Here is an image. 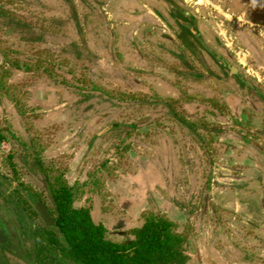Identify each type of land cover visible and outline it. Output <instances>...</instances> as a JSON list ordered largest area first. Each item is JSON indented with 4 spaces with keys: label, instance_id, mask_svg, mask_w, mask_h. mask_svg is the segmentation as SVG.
I'll list each match as a JSON object with an SVG mask.
<instances>
[{
    "label": "rangeland",
    "instance_id": "374dc122",
    "mask_svg": "<svg viewBox=\"0 0 264 264\" xmlns=\"http://www.w3.org/2000/svg\"><path fill=\"white\" fill-rule=\"evenodd\" d=\"M173 1L180 6L178 11H173L174 15L195 16L200 34L222 53L230 64L240 69L238 70L240 78H252L264 95V0ZM136 2L138 9L133 14L129 7L130 0H0V10L4 14V17H0V131L4 133V137L0 140V175L14 181L16 202L18 198L21 199L24 190L35 193L45 192L56 188L60 182L66 180L63 166L66 162L64 158L69 159V156L47 158L42 152L52 143H56L52 147L53 152H56L59 149L58 137L64 139L67 132L60 130L55 133L50 129L47 130L41 114L50 113L58 104L66 105L73 101L69 108L68 105L66 107L63 105L55 111L67 109L69 112L79 113L81 118L86 113V119L75 120L77 130L85 121L89 123V135H85L86 139L83 142H94L95 138H98L96 147H101L104 143L109 144L100 155L96 154L94 162L88 169L95 174L93 178L99 181V187L105 186L108 180L118 179L120 166L136 165V163L139 165L141 161L146 165L148 172L155 170L153 165L159 164V161L165 164L169 159L170 150L166 147L155 149L158 156L152 155L148 150V147L159 145L163 138L168 139L172 145H175V149H178L176 159L178 158L182 166L179 170L184 167L186 169L189 158L194 161L191 169L188 166L187 177H184L179 184L180 198H182L180 201L183 203L180 204L183 208L181 211L187 215L181 212L180 216L174 217V222L179 230L188 231L189 240L196 246L204 242L208 246L210 235L215 232H211L209 226L204 227V223L212 222L211 218L204 220L199 229L201 222L199 213L204 201L203 195H198V191L204 190L203 183L210 178L211 171L198 162L203 159L205 163L212 165L217 149H226L229 145L220 139V136L227 135L223 134L227 133L225 131L229 133L228 129L232 132H240L238 127H247L258 130L257 132L262 128L263 131L264 104L242 84L232 86L237 83V78L231 74L232 72L218 66L202 46L193 43L196 55L191 51L194 57L190 59L191 65L188 71L191 75L186 77L189 79L187 82L196 85V80L203 78L201 84L205 82L214 85L216 83L213 78H217L218 82L221 81L222 103L216 107L224 113V118L221 121L211 113L214 111L209 105L213 98L207 99V106L204 108V101L199 104L201 98H197L196 94V101L192 99L188 101L189 107H175L176 104L173 99H169V96L179 97L177 100L183 98L178 92L169 88L168 84L173 85L176 90L189 88L188 92H190L191 88L181 87L186 86L183 85L182 80L185 77L184 71L181 73L177 71L176 65L168 59L169 53L173 51L167 38L168 30L166 26H162L163 22L166 24L165 20L160 25H156L152 22L149 24L147 18L150 16L162 20L160 15L163 14L168 18L165 6L173 5L168 0H136ZM110 9L116 13L110 12ZM133 23H141L144 34L135 41L132 38L138 44V53L143 57V61H147L142 68L136 67L138 64L141 66L140 63L134 64L133 59H136L137 55L124 37ZM111 37L113 40L110 42ZM108 64L111 65V72L108 71ZM173 71L175 75H172ZM117 72H123L127 77H119ZM130 79L138 81L137 86L129 84ZM171 80H178L180 83L174 84ZM125 82L128 83L125 85L132 88L121 86ZM209 85H206V88H209ZM134 86L136 87L133 88ZM233 87L247 94L246 99L242 98L241 94H236L237 97L234 99V109L237 111H233L239 112V117L242 116V112L247 114L244 121L233 118L231 107L234 103L225 99L230 95L227 92H233ZM160 100L161 102L168 100L173 110L177 111V118L172 113L163 112L153 119L138 116L139 111L153 109L155 105L153 103ZM247 100H252L255 107L261 106L258 109L261 111V117L251 114L252 109ZM9 103H14V107L7 111ZM73 106L75 107L72 109ZM154 109L159 110L157 106ZM170 115H173L175 120ZM193 119L195 121H190ZM91 121H93L92 125ZM109 121L132 123L138 129L131 130V133L99 134L97 130L99 126ZM146 123L152 124L148 127L152 130L155 129L154 125H157L158 132L153 133L140 128ZM179 123H185L183 133L176 128ZM187 123L196 125V129L201 133L194 134L192 126H188ZM204 123L212 129L202 130ZM4 127L5 129H2ZM80 132L83 135L86 133V131ZM216 136H219L217 140H215ZM252 137L264 144V133L251 135L250 138ZM69 142L71 140L67 141ZM201 142H205L207 149L198 150ZM125 157L127 159L122 160ZM180 173L183 174L182 171ZM163 176L165 179L168 178L166 170L163 171ZM92 186L98 185L93 183L90 191H93ZM7 190V183L0 179V205L3 203L2 193L6 194ZM107 193L106 189H103L99 194H75L74 205L93 206L96 202L102 204ZM17 205L20 207L17 210L21 211V203ZM104 206L109 208L108 204ZM152 212L165 215L162 210ZM223 218L226 222L231 221L230 214L222 209L221 212L219 211V221L222 222ZM11 221L19 222L17 214ZM16 232L18 239L20 236L18 229ZM233 233L243 242L244 248L252 234L259 239V231H238L236 235L235 231ZM22 244L32 251L30 238L24 240ZM241 254L247 256L246 251H242ZM57 256L53 257V264L71 263L66 255ZM8 258L11 259L9 262L12 264L14 262L22 264L11 254ZM195 262L198 264L197 261ZM261 262H264V259Z\"/></svg>",
    "mask_w": 264,
    "mask_h": 264
},
{
    "label": "crops",
    "instance_id": "0c3cea01",
    "mask_svg": "<svg viewBox=\"0 0 264 264\" xmlns=\"http://www.w3.org/2000/svg\"><path fill=\"white\" fill-rule=\"evenodd\" d=\"M129 7L131 11L135 12L138 9L136 0H130ZM110 10V12L116 13L113 9ZM132 37L138 38L136 31ZM63 105L65 104L56 105L53 111ZM13 107L14 103H9L7 111ZM245 118H247V114L242 112L239 119L244 121ZM239 129L240 132H232L234 133L232 134L226 131L227 133L223 134L228 136H220V139L229 145L226 146V149H217L212 165L205 163L203 159L198 162L199 165L204 164L211 171L210 178L205 177L207 179L203 183L204 205H202L199 213L201 220L199 229L204 220L211 218L212 222L204 223V227L208 228L209 226V230L215 232L212 233L213 236L210 235L208 246L205 242L197 244L198 264H209L205 259V253L208 250L213 254L217 264H264L261 262L264 259V148L254 144L250 138L251 135L263 134L264 130L261 131L262 128H260L259 132L257 130L256 133L247 127ZM9 131L11 130L9 129ZM88 132L86 131L83 135L81 132L76 134L73 129L69 130L64 139L58 137L59 149L56 152L52 150L56 143H52L50 147H46L42 154H46L47 158H63L68 155L69 159L64 158L66 160L63 166L64 178L68 184L78 182L77 184L82 185L81 188L86 191L84 194H99L100 190L106 189L108 193L102 200V204L96 202L93 208L91 207V214L96 221L104 224L111 238L122 240L129 236L126 231L130 227L139 226L142 223V214L145 211L162 210L173 221H175L174 217L180 216L181 212L187 215L181 211L183 208L180 204L183 203L180 201L182 198H180L179 184L184 180V177H187L188 166L191 169V158H189L186 169L184 167L179 170L182 166L178 162V158L176 159L178 149H175L173 144L170 147L169 159L166 160L165 164L162 163L163 161H159V164L155 163L153 165L155 170L146 172V165L142 164L141 161L139 165L137 163L136 165H123L124 168L121 169L123 166H120L118 170V179L108 180L105 186L99 187V181L93 178L95 174L89 172L88 169L94 162L96 154L100 155L109 147V144L104 143L103 146L96 147L98 138H95L94 142H83L86 139L85 135H89ZM218 137L216 136L215 140ZM68 140L71 142L67 143ZM254 140L264 145L259 139ZM80 144L82 145L79 146ZM201 149H207L205 142H201V146H198V150L201 151ZM126 159L125 157L122 160ZM141 169L145 172L142 173ZM165 170L168 175L167 180L163 176ZM161 172L162 174H160ZM93 183L98 186H92L93 191H90ZM105 203L109 205L108 209L104 206ZM176 209L179 211H175ZM222 209L230 214L229 219L231 221L226 222L224 218L222 222L219 221V211L221 212ZM244 230L247 232L250 230L259 231V239H256L252 234L246 248L233 233L235 231L236 235V232ZM242 251H246V257L241 254Z\"/></svg>",
    "mask_w": 264,
    "mask_h": 264
},
{
    "label": "flooded vegetation",
    "instance_id": "af4514ba",
    "mask_svg": "<svg viewBox=\"0 0 264 264\" xmlns=\"http://www.w3.org/2000/svg\"><path fill=\"white\" fill-rule=\"evenodd\" d=\"M165 9H166V12H167L166 15L168 16V18L166 16H164L165 14L160 15V18L161 17L163 18L162 20L161 19H154L150 16L147 18H148L149 24H150V22H152L153 24H156V25H160L163 22V20H165L166 24L163 22L164 24L162 23V26H164V27L166 26V28L168 30L167 33H169V35H167V38H168V40H170V43L172 45L171 49L173 51L172 53H169L168 59H170L169 61L173 62L174 65H176L175 68L177 71H180V73L182 71H184L183 76H185V77H183L182 80H183V85H186V86H181V87H183V88L190 87L191 88L190 92H188L189 88H186V90H178V89L176 90L175 87L173 88V85L168 84L169 88H172V90L178 92L179 96L181 98H183V100H177V99H179V97L176 98L173 96H169V99H173V102L176 104L175 107H178V108H180V106H182L184 108L189 107L188 101L190 99L196 101L195 97L197 95L198 96L197 98H201V100L198 101V103L201 104L204 101L203 106L205 108L207 106V104H206L207 99L213 98V100H211V102H210L211 105H209L211 107V109H213L212 111H214L211 113L216 118L221 119V121L224 118V113H221V111H219L216 107V106H219L218 104L222 103L223 87H222L221 81L218 82L217 78H213V80H215L214 83H216L214 85L212 83H211V85H209V84H206L205 82L203 84H201V80H203V78L197 79L196 85H193L190 82H187L189 79L188 78L186 79V77L187 76L190 77V75H191L190 71H188L189 70L188 67L191 65L190 59H191V57H194V55H196L195 46H192L193 43L202 46L204 51L207 54H209L210 57L215 62H217L218 66H220L221 68L225 67L229 70V72H232L231 74L237 78L236 79L237 83L235 85H232V86H238L239 84L240 85L242 84V86H245L246 88H248V91L253 96L258 97L259 101H261L264 104V95L260 91L258 86L255 84L254 80L252 78H247V79L240 78L238 76V70L240 71V69L237 68L236 66L230 64L227 61V59L223 57L222 53L218 52L217 49L213 45H211L209 42H207V40L200 34L199 30L197 29L198 25H197V19L195 16H192L190 14H182L181 16H178V15L176 16V15H174L173 11L174 10L178 11V8L174 9L173 6H170V7L165 6ZM119 15L122 16L121 12H119ZM120 22H122V21L120 20ZM117 25H119V23ZM130 27H131L130 30L124 35V37H125L126 41L128 42L129 46L134 49V52L137 55V58L133 59L134 64L140 63L141 66H139V64H138V66L136 65V67L142 68V65L144 64V62H147V61H143V57L140 55V53H138V44H137V42H134L137 39V37H132V34H134V32L136 31V33L138 34V37L142 38V35H144V34H142V25H141V23H139V24L133 23ZM115 33L117 34V32H115ZM132 38L134 39V41L132 40ZM111 40H113L112 37L110 39V42H111ZM191 51L193 52L194 55L192 54ZM127 59H129V58H127ZM129 60H132V59H129ZM222 60H224V62L226 64H229L230 66L234 67L235 70H230L222 62ZM107 68H108V71L111 72V65L110 64L107 65ZM234 71H236V72H234ZM172 73H173L172 75H175L174 71ZM117 74L119 77L120 76H126V75H123V72H117ZM174 77L175 76H173V78ZM174 80H175V78H174ZM174 80H171L174 84L180 83V81H178V80L174 81ZM129 82H130L129 84H133L136 86L138 84V81H136L134 79H130ZM162 82H164L163 79H162ZM123 84L124 85H121V86H124L125 88H132V86L125 85V84H128L127 82H125ZM165 84H167V83H165ZM206 85H209V88H206ZM136 86H134L133 88H135ZM213 87H214V96L212 97ZM233 88H234L233 92L232 91L227 92L230 95L228 97L226 96L227 98H225V99H228L234 103L233 106L231 107L232 108L231 115L233 116V118L237 119V118H239V112L234 113V111H233V110H236V109H234L235 108V100L234 99L237 97L236 94H241L242 98L244 97L246 99L247 94H245L241 90L239 91V88H236V87H233ZM212 102H213V104H212ZM246 102L249 103L250 109H252L251 114H256V116H258V117L262 116L261 111L258 110V109H260L261 106L258 105L257 107H255V103L252 102V100H250V101L247 100ZM71 103H74V102L72 101V102H69V104H66V105H68L67 106L68 108L70 105H72ZM184 103H185V106H183ZM153 104H155V105H153V109H147V110L139 111L138 116L141 118H144V119L145 118L146 119H153L160 112H163V113H167V114L172 113L175 116V118H177V114H176L177 111L173 110V106L170 103H168V100L163 101V102H161V100H160L159 102H156ZM66 105H65V107H66ZM75 106H73L72 109ZM155 106H157V109H159V110H155L154 109ZM163 110H166V112ZM45 113L46 114H41V118L43 119L44 125L47 128V130L50 129V130L54 131L55 133L60 131V130H63L64 133H66L67 131L73 129V130H75L76 134H78V132H80V131H89L90 126H88L89 125L88 121H85L83 126L79 130H77L75 120H78L81 118L79 113H73V111L69 112V111H67V109H65V110L61 109L60 111H51L50 113H47V112H45ZM86 115H87L86 113L83 115L84 119H86ZM172 116H171V118L174 119ZM190 117H192V116H190ZM83 118H81V119H83ZM179 119H181V118H179ZM190 121H195V119L190 120ZM92 122L93 121H91V125H92ZM149 125H152V124L146 123L145 125H143L140 128L145 129L147 131H151L153 133L158 132V131H156L157 129H159V127L157 125H154L155 129H153V130L148 128ZM187 125L192 126V132L194 134L198 135L200 130L196 129V125H191L188 123H187ZM184 126H185V123H179L178 125H176V128L178 131H180V133H183L185 131ZM215 126H217V125H215ZM135 128L138 129L137 126L133 125L132 123L127 124V123H122L120 121H112V122L109 121L107 123L104 122L102 124V126H99V128L97 130H98L99 134L101 133V135H106V134H112V133H116V132H120V133L130 132L131 133V130H133ZM203 129L204 130L205 129L211 130L212 128H210L207 124H205V126H204V128H202V130ZM238 129H239V127H238ZM228 130L230 133H232L231 129H228ZM253 131L256 132V130H254V129H253ZM161 133H164V132H161ZM1 137L2 138L4 137V133L2 134V131H0V140L2 139ZM166 138H168V137H166ZM252 138H254V137H252ZM252 138H251V141H254L253 142L254 144H256L257 146H262L261 143L254 140L255 138L254 139H252ZM171 146H172V144L168 141V139L163 138L162 142L159 145L156 144L155 147H153V148L148 147V150L152 155L158 156L155 149H159V148L165 149V147H166L167 150H170ZM125 148L126 147L124 146V149ZM262 148H264V147L262 146ZM187 161H189V160H187ZM191 161L194 162L193 160H191ZM143 169H145V168H143ZM143 169H141L142 173H144ZM0 179L3 181L5 180V183H7V185H8V190H7L6 194H2L3 203L0 205V264H12L11 262H9V261H11V259L8 258V255H10V254L12 257L16 258L17 261L19 260L22 264H28L27 260L30 261L32 264H53V257L56 258V257H58L57 255L60 254V251L58 249H56L54 246L52 247V246L47 244V237L49 234L48 232H50L49 235H52L53 229H51V228L54 226L55 219H56L55 209L53 208L52 201H51L52 196L54 194V188L47 190L45 192L40 191V192H36V193L33 191L24 190V192L22 193L23 195L21 194L22 195L21 199L18 198V201L16 202V199H15V197H16L15 190L16 189L14 187V181L10 180L9 178H5L2 175H0ZM77 183L78 182L73 183V184H68L66 180H63L62 182H60V184L56 188H58L59 186H62V185L72 187L73 188L72 192L74 194L73 206L75 208H87L89 213H90L91 219L95 222L96 220L91 214V209L93 208L92 205L91 206H88V205L75 206L74 205V202L76 200L75 194H84V192H85V190L83 188H81L82 185L77 184ZM36 194H42V195L38 196ZM198 194H203V191L202 192L198 191ZM39 202H41L43 204V206L45 207L48 215L52 219L51 222H47L43 218L40 207L38 206ZM18 203L19 204L21 203V206H22L21 211L17 210L20 208L17 205ZM105 207L107 208V206H105ZM146 212L152 213V211H145L144 213H146ZM16 213L21 214V216L23 218L22 222L11 221L12 217L15 216ZM165 216L167 218H169L166 214H165ZM142 220H143V218H142ZM96 222L102 223L100 221H96ZM102 225L104 226L103 223H102ZM132 227H137V226H132ZM132 227H130V228H132ZM130 228L127 231H129ZM17 229H18V233H20V236L18 239L16 238V236L18 237V235H16ZM106 234H107L106 235L107 239L114 241V242H122V241H126V240L131 239V236L129 235V233H126V234H128L130 236V238H127V237H129V236H127L126 237L127 239L124 237L122 240H115L114 238H111L108 231ZM27 238H30L32 241V244H31L32 245L31 246L32 251H30L25 246V244H22L24 242V240H26ZM191 242L195 246V252H194L195 255L193 254V256H192L193 260L190 261L188 264H191V263L197 264L195 261L198 262V257H199L198 256L199 255L198 248L193 241H191ZM13 246L15 248H13ZM205 254H206V257L205 256L204 257L207 260V263L217 264L213 254L211 253L210 250H208ZM50 256L52 258H50ZM14 264H15V262H14Z\"/></svg>",
    "mask_w": 264,
    "mask_h": 264
},
{
    "label": "trees",
    "instance_id": "16d2710c",
    "mask_svg": "<svg viewBox=\"0 0 264 264\" xmlns=\"http://www.w3.org/2000/svg\"><path fill=\"white\" fill-rule=\"evenodd\" d=\"M0 17H4L2 10ZM72 189L66 185L54 188L51 201L56 219L53 236L48 232L47 237V244L66 255L70 264H188L193 260L195 246L188 231L179 230L159 212L144 213L141 225L128 231L131 239H107L106 228L91 219L87 208L73 206ZM16 214L22 222L21 214Z\"/></svg>",
    "mask_w": 264,
    "mask_h": 264
},
{
    "label": "water",
    "instance_id": "95a60500",
    "mask_svg": "<svg viewBox=\"0 0 264 264\" xmlns=\"http://www.w3.org/2000/svg\"><path fill=\"white\" fill-rule=\"evenodd\" d=\"M173 6H175L176 8H178V9H180V6L179 5H177V3L175 2V1H173V0H168ZM222 62L230 69V70H235V68L234 67H232V66H230L229 64H226L225 62H224V60H222ZM234 72H236V71H234ZM39 205V207H40V210H41V213H42V216H43V218L47 221V222H51L52 221V219H51V217L48 215V213H47V211H46V209H45V207L43 206V204L41 203V202H39L38 203ZM13 248H15L14 246H13ZM27 262H28V264H32L30 261H28L27 260Z\"/></svg>",
    "mask_w": 264,
    "mask_h": 264
}]
</instances>
